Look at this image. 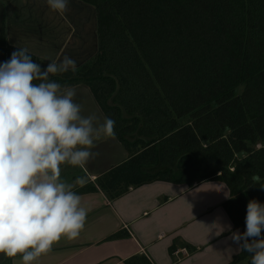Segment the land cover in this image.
Returning a JSON list of instances; mask_svg holds the SVG:
<instances>
[{
  "label": "trees",
  "instance_id": "16d2710c",
  "mask_svg": "<svg viewBox=\"0 0 264 264\" xmlns=\"http://www.w3.org/2000/svg\"><path fill=\"white\" fill-rule=\"evenodd\" d=\"M81 1L97 10L98 52L50 79L87 85L115 121L129 159L98 188L116 199L159 180H219L243 233L248 202L264 204V0ZM15 50L3 27L0 62ZM243 262L251 254L241 250L232 263ZM126 264L151 262L136 255Z\"/></svg>",
  "mask_w": 264,
  "mask_h": 264
},
{
  "label": "crops",
  "instance_id": "0c3cea01",
  "mask_svg": "<svg viewBox=\"0 0 264 264\" xmlns=\"http://www.w3.org/2000/svg\"><path fill=\"white\" fill-rule=\"evenodd\" d=\"M3 27L11 46L26 47L43 61L49 54L67 55L78 69L98 52L97 10L81 0H69L63 14L51 10L46 0H0V35ZM70 87L82 115L95 114L102 123L106 115L91 89L85 84ZM92 151L99 155L83 167L61 165L62 181L73 183L77 177L87 181L73 189L88 209L84 229L75 240L61 238L33 264H126L136 255L151 264H233L241 251L236 252L237 246L228 239L231 233L218 225L230 224L232 232H241L224 206L230 198L226 183L209 180L188 186L159 180L132 186L110 199L97 180L127 161L129 153L116 136L96 141ZM89 185L97 190L79 192ZM184 248L188 255L174 254ZM0 264H21V257L0 254Z\"/></svg>",
  "mask_w": 264,
  "mask_h": 264
},
{
  "label": "clouds",
  "instance_id": "9594fccd",
  "mask_svg": "<svg viewBox=\"0 0 264 264\" xmlns=\"http://www.w3.org/2000/svg\"><path fill=\"white\" fill-rule=\"evenodd\" d=\"M60 14L69 0H46ZM45 68L26 47L17 48L0 63V254L21 257L33 264L61 238L77 239L85 227L88 209L73 189L86 184L61 180V165L83 167L99 155L92 151L101 138H115V121L95 114L82 115L74 102L76 91L50 77L76 71V61L65 55ZM229 231L236 252L251 254V264H264V204L250 200L245 231Z\"/></svg>",
  "mask_w": 264,
  "mask_h": 264
},
{
  "label": "built area",
  "instance_id": "2783aa9c",
  "mask_svg": "<svg viewBox=\"0 0 264 264\" xmlns=\"http://www.w3.org/2000/svg\"><path fill=\"white\" fill-rule=\"evenodd\" d=\"M174 254L177 256V257H179L180 255H188V250L187 249H181V250H177V251H175L174 252Z\"/></svg>",
  "mask_w": 264,
  "mask_h": 264
},
{
  "label": "rangeland",
  "instance_id": "374dc122",
  "mask_svg": "<svg viewBox=\"0 0 264 264\" xmlns=\"http://www.w3.org/2000/svg\"><path fill=\"white\" fill-rule=\"evenodd\" d=\"M95 56V55H94ZM94 56L90 59V60H92L93 58H94ZM90 60H88V61H90ZM0 63H2V62H0ZM124 116H126V115H124ZM237 264H239V263H237ZM240 264H246L245 262H243V263H240Z\"/></svg>",
  "mask_w": 264,
  "mask_h": 264
}]
</instances>
